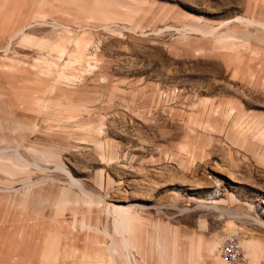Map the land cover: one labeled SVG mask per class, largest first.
Instances as JSON below:
<instances>
[{
	"label": "rangeland",
	"instance_id": "rangeland-1",
	"mask_svg": "<svg viewBox=\"0 0 264 264\" xmlns=\"http://www.w3.org/2000/svg\"><path fill=\"white\" fill-rule=\"evenodd\" d=\"M0 264H264V0H0Z\"/></svg>",
	"mask_w": 264,
	"mask_h": 264
},
{
	"label": "built area",
	"instance_id": "built-area-1",
	"mask_svg": "<svg viewBox=\"0 0 264 264\" xmlns=\"http://www.w3.org/2000/svg\"><path fill=\"white\" fill-rule=\"evenodd\" d=\"M233 237H235V235H233ZM236 244V241H230L224 245V249L221 253V259L224 262L230 263L234 259Z\"/></svg>",
	"mask_w": 264,
	"mask_h": 264
}]
</instances>
